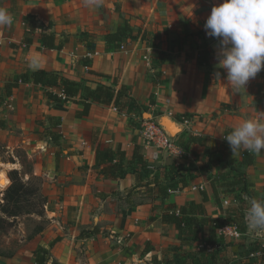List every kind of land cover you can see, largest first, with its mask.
<instances>
[{
	"label": "crops",
	"instance_id": "1",
	"mask_svg": "<svg viewBox=\"0 0 264 264\" xmlns=\"http://www.w3.org/2000/svg\"><path fill=\"white\" fill-rule=\"evenodd\" d=\"M222 2L103 0L99 8H89L84 0H0V6L13 16L12 25L0 26V110L38 109L47 117L60 119V144L68 147L65 153L69 154L63 159L68 166L60 168V179L51 190L47 217L53 227L32 239L23 257L0 259V264H38L34 252L40 248L48 250L44 264H165L176 259L172 249L181 241L175 226L163 221L162 212L173 204L180 207L201 202L203 191L210 197L205 205L208 217L238 219L237 198L219 186L224 180L233 179L227 162L241 161L243 149L226 157L221 154L222 145L227 129L264 112V69L249 81L247 89L237 94L225 80L226 70L219 67L217 39L208 38L209 66L198 65L202 40L193 47L186 38H178L170 47L176 46L180 52L158 69L153 68V53L164 50L152 44L151 48L148 43L158 26L156 21L161 19L159 23L173 33L183 32L181 26L191 23L192 28H199L192 31L197 34L205 29L212 7ZM127 22L147 32V41H128V54L120 52V47L112 51L106 36ZM43 33L56 35L55 49L43 46ZM88 34L96 36L94 52L88 50ZM60 45L62 48H58ZM37 56L39 68H29V62ZM36 71L82 83L83 89L95 90L103 85L118 90L126 86L130 99L121 110L91 99L86 101L82 96L57 103L45 95L43 86L30 83L21 84L11 98L3 100L8 82ZM217 72L223 79L215 78ZM86 102L92 104L91 109L88 115H82ZM145 110L151 116L159 113L160 120L169 113L175 115L174 120L188 121L177 123L170 119L176 124L170 129L178 132L174 140L184 141L177 143L176 154L146 148L138 128L141 118L150 116ZM190 138L201 139V144L190 142ZM98 143L124 151L128 171L138 149L148 162L149 171H129L122 179L102 174L96 167ZM170 168H175L187 184L171 190L162 204L156 176L166 179ZM244 171L253 184L251 194L244 197L248 208L250 198H264V150L256 154V163ZM215 180L220 188L219 200L212 188ZM209 231L210 226L201 227L199 240L183 247V254L198 259V252L209 240ZM247 233L241 240L227 241L218 227V243L224 246L222 254L231 264H264L244 256L248 242L264 246V234L256 236L248 227Z\"/></svg>",
	"mask_w": 264,
	"mask_h": 264
},
{
	"label": "trees",
	"instance_id": "2",
	"mask_svg": "<svg viewBox=\"0 0 264 264\" xmlns=\"http://www.w3.org/2000/svg\"><path fill=\"white\" fill-rule=\"evenodd\" d=\"M206 23V22H205ZM201 38L198 65H210L211 51L208 49V38L206 30H201L195 34ZM88 50L90 52L95 51L96 36L94 34H88ZM148 39L147 32L134 28L130 22H127L124 27L118 28L114 33L108 34L106 40L112 51H115L123 43L128 41H141L145 42ZM41 41L46 49H55L56 35L54 33H43L41 35ZM180 42V41H179ZM58 48H62L60 45ZM168 60L167 52L155 51L153 53V68L158 69L162 67L165 61ZM41 85L45 89V95L54 102L62 103L68 102L70 99L82 96L89 101L90 99L96 103L115 106L120 110L125 107L124 103L127 99H130V89L126 86H121L120 89L115 90L113 88L99 85L95 90L90 88L83 89L82 83L74 82L68 79L60 78L47 71H36L32 73H25L15 79L13 82H8L3 89V100L11 98L14 89H17L21 84ZM57 90V93L54 92ZM91 103L86 102L82 115H88L91 109ZM50 126L45 129L46 134L53 140V142L60 145V133L57 128L61 125V120L52 116H48ZM184 119H179V122H183ZM2 123V122H1ZM233 129H227L224 137H226ZM190 142L201 144V139L190 138ZM98 149L96 153V167L101 169V173L107 176H112L116 179H122L129 173L149 171V164L144 159L143 155L139 153L138 149L133 154V159L129 162V171L125 167V160L127 154L121 149L115 151L109 147H103L100 143L97 144ZM182 145V144H181ZM222 156H233V153L224 138L222 145ZM213 156V155H212ZM222 158H220L221 160ZM256 163V154L250 153L246 150L242 152V160L238 161L232 159L227 162V168L230 174H234L233 179L224 180V183L219 186L225 188V193L234 195L239 200V210L241 212L242 222H237L235 217H227L224 220L212 219L208 217L206 203L210 201V197L206 191L201 193V202H189L186 205L178 207L177 205H170L166 212H162L161 216L163 221L172 224L178 231L179 240L181 245L173 248L176 259L167 261L165 264H231L230 259L223 255V244L218 243L217 228L224 227L226 225L237 224L246 237L247 226L244 220V197L249 196L251 193V184L244 171L247 167H250ZM178 173L175 168H170L167 172L166 179L161 178L160 175L156 176L158 194L161 198V203L164 204L165 200L169 197L170 191L175 190L179 184H187L186 180H181L178 177ZM11 173V179L13 182L10 190H20L22 186L16 183V178ZM218 181V180H217ZM16 188V189H15ZM214 196L219 200V189L216 186V180L212 183ZM210 226L209 240L206 245L198 252L201 256L197 259L194 255L182 252V248L191 245L199 240V234L201 227ZM213 247L211 251L209 248ZM261 251L263 255L254 259L255 262L264 263V246L258 242H248L247 250H245L244 256L246 259H252L251 255ZM35 260L38 264H44L48 260V250L40 248L34 252ZM156 261V260H155ZM209 261V262H208ZM164 262H158L162 264ZM237 264V263H235ZM238 264H244L243 261H239Z\"/></svg>",
	"mask_w": 264,
	"mask_h": 264
},
{
	"label": "rangeland",
	"instance_id": "3",
	"mask_svg": "<svg viewBox=\"0 0 264 264\" xmlns=\"http://www.w3.org/2000/svg\"><path fill=\"white\" fill-rule=\"evenodd\" d=\"M160 21H156L158 26L148 43L149 46L152 44L167 52L169 59L172 60L180 52L176 46L170 47L178 38L179 40L186 38L193 47L201 43V38L192 32L199 29L197 26L192 28L191 23L186 24L181 26L183 32L173 33L161 25ZM145 111L150 116H145L144 120H149L151 114ZM155 114L154 116H159V113ZM164 115H169L165 119L181 123L178 119L174 120L175 115L170 116L169 113ZM141 120L139 129H142L144 121L142 118ZM162 122L172 132L169 126ZM49 126L50 121L46 113L38 109L32 112L7 108L0 110V173L3 171L9 181L6 187L0 184V259L23 257L29 251L31 240L53 227L47 217L51 190L60 179L57 175L60 168L68 166L63 159L69 154L65 153L68 150L67 146L62 143L57 146L46 134L45 129ZM172 135L175 138L176 133L172 132ZM175 142L179 144L184 141L178 139ZM11 173H14L16 183L22 186L19 191L10 190L13 185ZM245 203L244 220L247 210ZM237 204L240 205L239 200ZM236 209L238 210L237 207ZM236 214L238 222H242L241 212L238 211Z\"/></svg>",
	"mask_w": 264,
	"mask_h": 264
},
{
	"label": "clouds",
	"instance_id": "4",
	"mask_svg": "<svg viewBox=\"0 0 264 264\" xmlns=\"http://www.w3.org/2000/svg\"><path fill=\"white\" fill-rule=\"evenodd\" d=\"M85 6L99 8L103 0H84ZM13 23L12 14L0 6V26ZM209 37L219 41V67L226 70V82L239 94L249 81L264 69V0H223L214 5L204 25ZM29 68L40 66L33 57ZM216 79H223L217 72ZM233 153L246 150L261 154L264 150V112L246 119L224 137ZM245 220L256 236L264 234V198H250Z\"/></svg>",
	"mask_w": 264,
	"mask_h": 264
},
{
	"label": "built area",
	"instance_id": "5",
	"mask_svg": "<svg viewBox=\"0 0 264 264\" xmlns=\"http://www.w3.org/2000/svg\"><path fill=\"white\" fill-rule=\"evenodd\" d=\"M120 52L128 54L129 48L127 43H123L119 49ZM91 56V55H90ZM171 116V115H170ZM158 116H151L149 120H144L141 129V136L144 141V145L148 149H154L163 152H178V146L174 140V137L159 123ZM181 123H188L184 120ZM221 235L224 240L238 241L244 238V234L240 230L237 224L226 225L220 228ZM263 253L261 251L251 255L252 259L261 257Z\"/></svg>",
	"mask_w": 264,
	"mask_h": 264
},
{
	"label": "water",
	"instance_id": "6",
	"mask_svg": "<svg viewBox=\"0 0 264 264\" xmlns=\"http://www.w3.org/2000/svg\"><path fill=\"white\" fill-rule=\"evenodd\" d=\"M158 121H159V123H161V125H162V126H163V127H164V128H165V129L171 134V135H172V132H173V131L170 129V130L172 131V132H170V131L168 130V128L163 124L162 121H164V122L169 126V128L172 127V126L174 127V125H176V124L173 123L171 120H168V119H163V120L161 119V121H160V118H158ZM169 124H171V126H170ZM177 134H178V132L176 133L175 136H177ZM172 136H173V135H172ZM173 137H174V136H173ZM247 234H248V233H247Z\"/></svg>",
	"mask_w": 264,
	"mask_h": 264
},
{
	"label": "bare ground",
	"instance_id": "7",
	"mask_svg": "<svg viewBox=\"0 0 264 264\" xmlns=\"http://www.w3.org/2000/svg\"><path fill=\"white\" fill-rule=\"evenodd\" d=\"M8 177L7 175L2 171V173H0V184L2 187H6L8 184Z\"/></svg>",
	"mask_w": 264,
	"mask_h": 264
}]
</instances>
